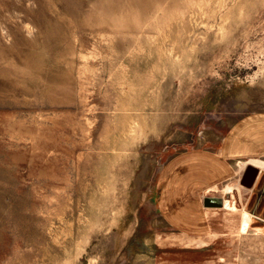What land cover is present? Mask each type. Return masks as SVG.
Returning a JSON list of instances; mask_svg holds the SVG:
<instances>
[{"label": "rangeland", "instance_id": "1", "mask_svg": "<svg viewBox=\"0 0 264 264\" xmlns=\"http://www.w3.org/2000/svg\"><path fill=\"white\" fill-rule=\"evenodd\" d=\"M262 115L264 0H0V264H264Z\"/></svg>", "mask_w": 264, "mask_h": 264}, {"label": "crops", "instance_id": "2", "mask_svg": "<svg viewBox=\"0 0 264 264\" xmlns=\"http://www.w3.org/2000/svg\"><path fill=\"white\" fill-rule=\"evenodd\" d=\"M262 116L261 119L249 120L242 131L240 127L234 129L218 151H199L193 154L189 163H185V173L189 172L190 180H185L187 182L184 187L190 198L195 199L196 195L201 196L236 176L243 178L246 167H236L232 164L233 161L264 160V134H259L264 129V115Z\"/></svg>", "mask_w": 264, "mask_h": 264}, {"label": "bare ground", "instance_id": "3", "mask_svg": "<svg viewBox=\"0 0 264 264\" xmlns=\"http://www.w3.org/2000/svg\"><path fill=\"white\" fill-rule=\"evenodd\" d=\"M260 165H258L259 167ZM248 223H249V219L247 216H243L242 217V221H241V230L242 231H245L247 229V226H248Z\"/></svg>", "mask_w": 264, "mask_h": 264}, {"label": "built area", "instance_id": "4", "mask_svg": "<svg viewBox=\"0 0 264 264\" xmlns=\"http://www.w3.org/2000/svg\"><path fill=\"white\" fill-rule=\"evenodd\" d=\"M262 167L261 168H258V167H255L257 169V171L259 172H263L264 173V162L262 163Z\"/></svg>", "mask_w": 264, "mask_h": 264}, {"label": "water", "instance_id": "5", "mask_svg": "<svg viewBox=\"0 0 264 264\" xmlns=\"http://www.w3.org/2000/svg\"><path fill=\"white\" fill-rule=\"evenodd\" d=\"M246 170V169H245ZM246 172V174H247V172H248V170L247 171H245ZM256 172V171H255Z\"/></svg>", "mask_w": 264, "mask_h": 264}]
</instances>
